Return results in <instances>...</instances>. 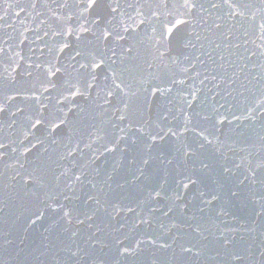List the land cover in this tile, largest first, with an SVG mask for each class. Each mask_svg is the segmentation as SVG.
<instances>
[{
	"label": "water",
	"instance_id": "water-1",
	"mask_svg": "<svg viewBox=\"0 0 264 264\" xmlns=\"http://www.w3.org/2000/svg\"><path fill=\"white\" fill-rule=\"evenodd\" d=\"M0 264H264V0H0Z\"/></svg>",
	"mask_w": 264,
	"mask_h": 264
},
{
	"label": "snow or ice",
	"instance_id": "snow-or-ice-1",
	"mask_svg": "<svg viewBox=\"0 0 264 264\" xmlns=\"http://www.w3.org/2000/svg\"><path fill=\"white\" fill-rule=\"evenodd\" d=\"M92 2L95 3V0H92ZM226 2H227V0H226ZM193 7H194V5H193Z\"/></svg>",
	"mask_w": 264,
	"mask_h": 264
}]
</instances>
